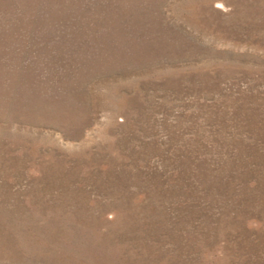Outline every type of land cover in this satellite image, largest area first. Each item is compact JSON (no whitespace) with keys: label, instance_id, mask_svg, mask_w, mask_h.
Returning <instances> with one entry per match:
<instances>
[{"label":"rangeland","instance_id":"1","mask_svg":"<svg viewBox=\"0 0 264 264\" xmlns=\"http://www.w3.org/2000/svg\"><path fill=\"white\" fill-rule=\"evenodd\" d=\"M0 264H264V0H0Z\"/></svg>","mask_w":264,"mask_h":264}]
</instances>
